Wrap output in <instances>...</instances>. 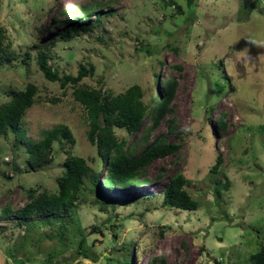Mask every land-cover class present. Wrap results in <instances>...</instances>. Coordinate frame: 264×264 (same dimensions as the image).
<instances>
[{
  "label": "rangeland",
  "instance_id": "obj_1",
  "mask_svg": "<svg viewBox=\"0 0 264 264\" xmlns=\"http://www.w3.org/2000/svg\"><path fill=\"white\" fill-rule=\"evenodd\" d=\"M176 1L182 12L164 0H0V28L18 56L0 68V103L12 89L33 83L36 101L22 120L27 136L38 141L66 126L74 139L54 141L50 163L33 168L13 131L0 138V264H123L130 248L132 264H252L250 255L264 242V0ZM92 3L101 4V23L65 39L67 23L80 17L76 4ZM141 43L160 50L148 54ZM40 49L50 50L60 75L93 63L94 74L80 84L113 95L139 84L148 102L161 91L154 74L161 82L177 79L172 111L150 141L163 137L179 149L146 168L149 183L104 186L84 107L74 86L44 77L36 62ZM221 116L226 130L215 135ZM141 138L139 132L137 155ZM68 153L90 168L74 206L65 216L35 214L20 224L15 212L28 202L27 190L57 192ZM218 155L223 162L213 171ZM176 172L186 176L197 210L162 205ZM220 179L229 181L228 189ZM84 235L96 261L76 254Z\"/></svg>",
  "mask_w": 264,
  "mask_h": 264
},
{
  "label": "trees",
  "instance_id": "obj_2",
  "mask_svg": "<svg viewBox=\"0 0 264 264\" xmlns=\"http://www.w3.org/2000/svg\"><path fill=\"white\" fill-rule=\"evenodd\" d=\"M164 2L182 12V7L176 0H164ZM186 2L191 6L194 0H186ZM76 7V12L80 17L77 19L78 22L67 23L62 33L65 39H68L72 34L93 31L101 23V4H76ZM6 39L5 30L0 28V68L11 64L18 58L17 53L12 50ZM140 47L148 54H153L158 50L157 47L149 44L141 43ZM167 47H169L168 43L160 45V48ZM26 60L23 58L22 61L26 63ZM50 60V50L40 49L36 62L44 77L51 82L58 81L63 88H66L67 85L74 86L72 92L74 99L84 107L89 126L87 139L96 146L100 156L101 169H105L104 186L113 188L115 185H120L129 188L141 183H149L150 179L143 175L146 168L154 160L172 155L179 149L177 143H168L163 137L150 141L151 130L156 128L161 120L172 111L170 105L174 99L177 79L172 77L161 82L160 74H154V83L161 87V91L146 102L139 84L130 86L118 95L80 84L85 77L94 74L95 66L91 62L81 64L76 74L60 75L58 70L50 64ZM36 95V85L29 83L25 89H12L10 99L0 103V138L7 136L9 131H13L17 146L20 143L25 144L29 153V164L33 168L43 167L50 163L52 159L51 147L54 141L62 142V139L74 141L71 131L66 126L52 127L38 141H32L27 136V130L23 127L22 120L27 110L35 103ZM222 116L218 119L217 128L214 129L215 135H218L219 130H226L227 124L223 121ZM147 119L151 121V125L145 128ZM118 130H122L124 135H119ZM139 132H142L141 144L144 146V150L137 155L136 153L139 151L136 146V138ZM131 139L133 142L129 143ZM222 162V156L218 155L212 170L217 171ZM63 166V173L57 178V192L49 193L43 190L37 194L35 189L27 190L28 202L15 212V215L20 219V224H24L25 218L35 214L59 212L61 216H65L74 206L90 168L83 157L70 153H68ZM15 170L17 169L15 168ZM98 173L101 171L99 170L92 177L94 188L100 187ZM218 183H221L226 189L230 186L227 180L220 179ZM186 185V176L182 172H176L164 187L162 205L170 209L197 210L198 202L187 190ZM2 212L9 213L10 209L5 208ZM96 228L94 226L93 230H98ZM85 244L86 236L84 235L79 241L76 254L96 261V257H93V254L86 249ZM127 254H129V258L123 261V264H132L133 259L130 257H133V250L127 249ZM249 258L252 264H264V242ZM16 263L22 264V261L19 260ZM158 264H166V262L161 259Z\"/></svg>",
  "mask_w": 264,
  "mask_h": 264
}]
</instances>
